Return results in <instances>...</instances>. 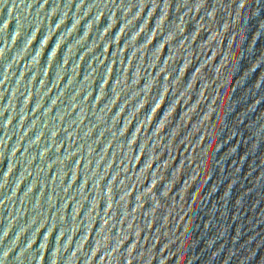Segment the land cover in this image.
Here are the masks:
<instances>
[{
  "label": "water",
  "instance_id": "1",
  "mask_svg": "<svg viewBox=\"0 0 264 264\" xmlns=\"http://www.w3.org/2000/svg\"><path fill=\"white\" fill-rule=\"evenodd\" d=\"M0 264H264V0H0Z\"/></svg>",
  "mask_w": 264,
  "mask_h": 264
}]
</instances>
